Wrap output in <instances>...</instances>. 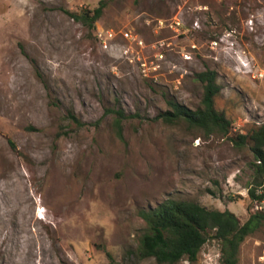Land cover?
<instances>
[{
  "label": "rangeland",
  "instance_id": "1",
  "mask_svg": "<svg viewBox=\"0 0 264 264\" xmlns=\"http://www.w3.org/2000/svg\"><path fill=\"white\" fill-rule=\"evenodd\" d=\"M100 1L0 0V264H166L136 254L142 209L186 199L242 222L264 209L250 145L156 119L169 100L200 107L197 73L212 69L230 136L264 122V0H105L94 27L70 14ZM220 263L210 239L175 264ZM238 264H264V225Z\"/></svg>",
  "mask_w": 264,
  "mask_h": 264
},
{
  "label": "trees",
  "instance_id": "2",
  "mask_svg": "<svg viewBox=\"0 0 264 264\" xmlns=\"http://www.w3.org/2000/svg\"><path fill=\"white\" fill-rule=\"evenodd\" d=\"M106 1L101 0L93 9L85 8L79 12H70L78 21L95 26L103 14ZM204 85L201 106L190 108L177 100H169L170 108L160 112L156 119L166 123L185 121L190 126L200 128L206 136L219 134L230 137L236 146L250 145L253 153L254 187L249 189L252 201H264V122L248 133L230 136L232 121L215 106V98L222 90L217 81V72L206 69L197 73ZM115 127L122 137V121L129 117L122 109H115ZM69 117L78 125H84L73 113ZM13 148L16 147L10 141ZM141 215L147 222L142 234L140 246L136 252L138 258H155L159 263L175 264L182 259L195 261L201 248L210 239H216L221 247L220 264H238L239 253L245 238L264 225V209L253 212L247 221L242 222L230 209H210L197 201L167 198L153 207L142 209ZM110 256V253H107Z\"/></svg>",
  "mask_w": 264,
  "mask_h": 264
},
{
  "label": "built area",
  "instance_id": "3",
  "mask_svg": "<svg viewBox=\"0 0 264 264\" xmlns=\"http://www.w3.org/2000/svg\"><path fill=\"white\" fill-rule=\"evenodd\" d=\"M177 23V22H176ZM179 24V23H177ZM122 36L127 39L128 41H133L132 43H138V44H142V41H138L137 36L133 35L130 31H124L121 32ZM97 36L99 41L101 42L102 46L107 49L108 51H112L115 52L117 54H122V49H118L115 47V42L114 39L116 38L117 34L115 33L114 29H99L97 32ZM131 43V44H132ZM130 44V45H131ZM129 51V48L124 49L125 54H127ZM143 71L145 72V74H147L146 69H143ZM262 204H260V207Z\"/></svg>",
  "mask_w": 264,
  "mask_h": 264
}]
</instances>
